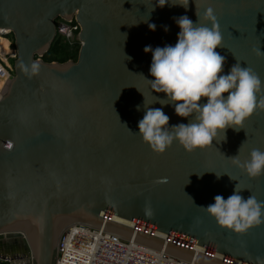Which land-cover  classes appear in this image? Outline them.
<instances>
[{"label":"water","instance_id":"1","mask_svg":"<svg viewBox=\"0 0 264 264\" xmlns=\"http://www.w3.org/2000/svg\"><path fill=\"white\" fill-rule=\"evenodd\" d=\"M180 2L0 0V29L13 34L16 47L14 74L0 97L3 259L1 248L21 238L32 264H55L65 230L84 224L196 264H264V223L237 233L197 207L216 195L227 199L237 183L245 199L264 201V175L252 178L228 158L264 151V111L193 152L174 141L157 153L138 134L147 106L162 108L169 126L196 122L195 114L177 115L175 102L149 82L152 53L144 49L176 44L174 17L197 22L198 11L210 26L203 15L211 7L223 74L237 62L251 67L262 80L258 99L264 95V57L253 51H264V0ZM60 18L80 22L82 44L76 60L49 62L44 55Z\"/></svg>","mask_w":264,"mask_h":264},{"label":"clouds","instance_id":"2","mask_svg":"<svg viewBox=\"0 0 264 264\" xmlns=\"http://www.w3.org/2000/svg\"><path fill=\"white\" fill-rule=\"evenodd\" d=\"M168 2L158 0V6L164 7ZM179 4L187 8L189 0H182ZM196 15L197 22L187 15L174 17L180 27L174 46L153 49L149 45L144 49L152 53L150 74L154 79L149 80L152 89L157 93H166L168 99L175 102L177 115L190 117L195 114L196 121L169 126L170 117L162 108L145 107V115L138 123V134L157 153H164L174 141H179L187 152L210 146L220 131L228 127L239 131L254 112L264 111V95L258 99V94L262 92V80L254 69L237 62L229 73L223 74L226 57L216 51L222 47V34L214 10L209 7L203 15L204 20L211 22L210 26L200 23L198 11ZM148 26L156 30L154 23ZM165 30H168L167 26ZM253 51L257 56L264 57L260 48ZM38 69L39 64L34 62L32 72ZM225 93L228 95L225 96ZM202 98H207L203 105L200 103ZM228 158L252 178L264 175V151L260 149H252L250 159L245 161L240 160L239 150L237 155ZM242 190L237 183L227 199L216 195L213 204L197 207L205 209L220 226L237 233L246 232L250 227L264 223V201H258L254 195L245 199L241 195Z\"/></svg>","mask_w":264,"mask_h":264},{"label":"built area","instance_id":"3","mask_svg":"<svg viewBox=\"0 0 264 264\" xmlns=\"http://www.w3.org/2000/svg\"><path fill=\"white\" fill-rule=\"evenodd\" d=\"M59 34L71 47L81 46V24L76 18H60ZM0 29V38L9 35ZM14 74L13 65L0 59V97ZM80 234V235H79ZM0 264H12L0 255ZM55 264H196L118 235L84 224H75L63 233Z\"/></svg>","mask_w":264,"mask_h":264},{"label":"trees","instance_id":"4","mask_svg":"<svg viewBox=\"0 0 264 264\" xmlns=\"http://www.w3.org/2000/svg\"><path fill=\"white\" fill-rule=\"evenodd\" d=\"M8 40V39H7ZM3 46L1 45V51ZM5 52H10L9 41L7 47L3 48ZM80 47H71L66 41L62 34H58L50 50L44 55L46 61H59L64 62L71 58L76 60L78 58Z\"/></svg>","mask_w":264,"mask_h":264},{"label":"flooded vegetation","instance_id":"5","mask_svg":"<svg viewBox=\"0 0 264 264\" xmlns=\"http://www.w3.org/2000/svg\"><path fill=\"white\" fill-rule=\"evenodd\" d=\"M7 242L10 244V247L7 246V250L1 248L4 257L8 258L12 264H31V261L25 257L27 247L23 239L13 238Z\"/></svg>","mask_w":264,"mask_h":264},{"label":"rangeland","instance_id":"6","mask_svg":"<svg viewBox=\"0 0 264 264\" xmlns=\"http://www.w3.org/2000/svg\"><path fill=\"white\" fill-rule=\"evenodd\" d=\"M7 39L10 41L9 44L11 45V48H12V53H10V54L15 55V56L10 57V54L8 52L3 53V52H5V50L3 48L7 47V45H8V40ZM1 45L3 46V48H2L3 52L1 51ZM15 58H16V47H15V44H14V36H13V34H9V35H6L3 38H1L0 59L3 60V61H7V64H9V65H13L14 61H15ZM13 67H14V65H13ZM30 263L32 264V262H30Z\"/></svg>","mask_w":264,"mask_h":264},{"label":"crops","instance_id":"7","mask_svg":"<svg viewBox=\"0 0 264 264\" xmlns=\"http://www.w3.org/2000/svg\"><path fill=\"white\" fill-rule=\"evenodd\" d=\"M8 41H9V40H8ZM9 42H10V41H9ZM9 47H10L11 50H10V52H8V53L10 54V53H12V48H11V45H10V44H9ZM12 56H15V55L10 54V57H12Z\"/></svg>","mask_w":264,"mask_h":264},{"label":"bare ground","instance_id":"8","mask_svg":"<svg viewBox=\"0 0 264 264\" xmlns=\"http://www.w3.org/2000/svg\"><path fill=\"white\" fill-rule=\"evenodd\" d=\"M1 38H3V37H1ZM1 38H0V43H1ZM5 88H6V86H5ZM80 235V234H79Z\"/></svg>","mask_w":264,"mask_h":264}]
</instances>
